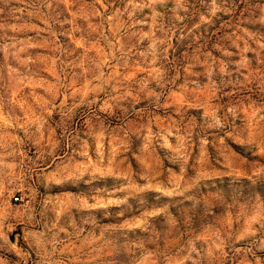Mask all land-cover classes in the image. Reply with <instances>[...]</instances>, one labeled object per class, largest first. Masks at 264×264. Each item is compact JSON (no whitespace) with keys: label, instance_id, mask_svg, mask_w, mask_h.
<instances>
[{"label":"rangeland","instance_id":"1","mask_svg":"<svg viewBox=\"0 0 264 264\" xmlns=\"http://www.w3.org/2000/svg\"><path fill=\"white\" fill-rule=\"evenodd\" d=\"M0 264H264V0H0Z\"/></svg>","mask_w":264,"mask_h":264},{"label":"built area","instance_id":"2","mask_svg":"<svg viewBox=\"0 0 264 264\" xmlns=\"http://www.w3.org/2000/svg\"><path fill=\"white\" fill-rule=\"evenodd\" d=\"M15 200H18V198H15Z\"/></svg>","mask_w":264,"mask_h":264}]
</instances>
